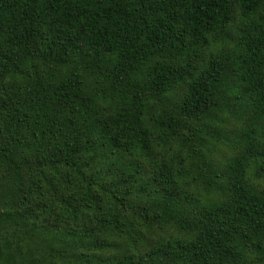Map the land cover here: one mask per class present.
I'll use <instances>...</instances> for the list:
<instances>
[{"label": "trees", "instance_id": "1", "mask_svg": "<svg viewBox=\"0 0 264 264\" xmlns=\"http://www.w3.org/2000/svg\"><path fill=\"white\" fill-rule=\"evenodd\" d=\"M0 264H264V0H0Z\"/></svg>", "mask_w": 264, "mask_h": 264}]
</instances>
